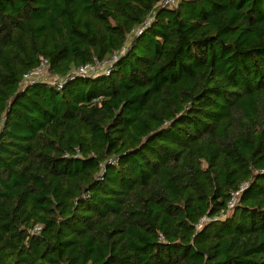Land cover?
<instances>
[{"label": "trees", "instance_id": "16d2710c", "mask_svg": "<svg viewBox=\"0 0 264 264\" xmlns=\"http://www.w3.org/2000/svg\"><path fill=\"white\" fill-rule=\"evenodd\" d=\"M163 1L0 0V264H264V0Z\"/></svg>", "mask_w": 264, "mask_h": 264}, {"label": "built area", "instance_id": "2783aa9c", "mask_svg": "<svg viewBox=\"0 0 264 264\" xmlns=\"http://www.w3.org/2000/svg\"><path fill=\"white\" fill-rule=\"evenodd\" d=\"M181 0H164L163 1V4L164 5H172V6H178L180 4ZM97 64H100L98 61L95 63V64H85L83 66H81L77 72L79 74H91L94 72V67L97 65ZM44 70L47 71L48 70V60L47 59H42L40 64L31 72L25 74V80L26 81H29L31 79H34L36 78L37 76H40L41 74L44 73ZM41 227L40 225H37L35 227V231H38L40 230Z\"/></svg>", "mask_w": 264, "mask_h": 264}, {"label": "rangeland", "instance_id": "374dc122", "mask_svg": "<svg viewBox=\"0 0 264 264\" xmlns=\"http://www.w3.org/2000/svg\"><path fill=\"white\" fill-rule=\"evenodd\" d=\"M116 60V56H113L111 58H109L108 60L104 61L103 63H100V64H97L95 67H94V73L98 72V71H102V70H107V68L110 66V64ZM92 74V73H91ZM34 79H47V80H54L53 76H51V74L49 73V70L45 71L44 70V73L41 74L40 76H37L36 78Z\"/></svg>", "mask_w": 264, "mask_h": 264}]
</instances>
